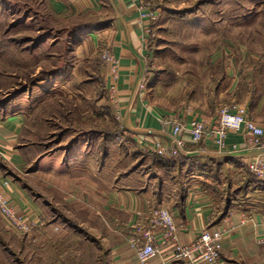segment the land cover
Segmentation results:
<instances>
[{
    "label": "rangeland",
    "instance_id": "1",
    "mask_svg": "<svg viewBox=\"0 0 264 264\" xmlns=\"http://www.w3.org/2000/svg\"><path fill=\"white\" fill-rule=\"evenodd\" d=\"M148 2L157 20L146 40L153 58L144 76V97L160 108L195 106L230 63L237 68L240 55L232 48L224 53L232 39L249 41L250 55L260 58L264 52V0ZM91 20L94 16H54L47 0H0V105L27 116L28 173L36 159L63 153L75 143L79 152H95L97 160L106 154L101 175L109 185L121 170L153 171L154 162L166 166L168 160L137 147L123 133L106 89L100 38L84 27ZM34 177L27 180L33 192ZM244 177L256 178L248 169ZM224 180L230 179L225 175ZM39 183L48 185L42 192L49 204L43 227L29 243L24 235L1 231L0 264L7 258L10 264H109L113 241L104 217L91 208L97 199L88 210L82 194L72 192L74 201L57 194L50 182Z\"/></svg>",
    "mask_w": 264,
    "mask_h": 264
},
{
    "label": "crops",
    "instance_id": "2",
    "mask_svg": "<svg viewBox=\"0 0 264 264\" xmlns=\"http://www.w3.org/2000/svg\"><path fill=\"white\" fill-rule=\"evenodd\" d=\"M47 4L54 16H94L84 27L100 38V51L108 50L119 59L115 114L129 140L137 147H144L157 139L168 138L169 132L158 116L160 113L176 116L178 110L158 107L152 99L141 96L139 90L153 58L146 46V28H151V23L140 19L128 0H47ZM226 45L225 54L232 48L240 55L237 68L230 63L221 77L212 78L201 101L183 109V119L187 122L195 117L209 123L223 105L238 103L264 128V52L260 58L250 55L249 41L232 39ZM212 59L218 62V55ZM108 85L106 73L107 91ZM26 128L27 116L23 111L11 113L0 105V194L17 216L32 222L43 221L49 204L42 194L47 184L39 181L46 180L57 194L74 201L72 192L82 194L79 197L86 203L85 208H97L104 217L113 241L109 264H139L127 239L150 228V213L158 207L172 212L183 244L193 242L203 230L221 233L219 264H264V243L259 242L264 238V180L256 178L262 183L256 184L244 177L251 160H264V137L258 147H250L248 133L228 131V147L223 152H218L208 141L188 144L180 157L171 161V166L154 162V170L149 172L121 170L108 185L101 175L108 164L107 157L102 154L97 160L95 152L76 150L79 145L71 152L67 149L36 159L33 172L28 173L31 149L25 142ZM91 159L97 162L90 163ZM93 166L98 176L91 174ZM32 173L38 183L34 192L27 183ZM225 175L229 182L224 180ZM218 192L223 194L219 195L220 199ZM92 193L98 196L92 198ZM95 198L98 203L91 207ZM224 202L228 203V209L222 214ZM6 230L0 216V232ZM24 236V242H31L32 238ZM168 254L164 250L146 264H187L171 260ZM7 262L10 264L8 258Z\"/></svg>",
    "mask_w": 264,
    "mask_h": 264
},
{
    "label": "built area",
    "instance_id": "3",
    "mask_svg": "<svg viewBox=\"0 0 264 264\" xmlns=\"http://www.w3.org/2000/svg\"><path fill=\"white\" fill-rule=\"evenodd\" d=\"M131 2L140 19L149 23L157 20V11L150 8L148 0H128ZM150 26V25H149ZM146 28L147 34L150 32ZM102 62L108 76V90L111 97L116 92V81L119 74V59L104 50ZM145 78L143 77L139 90L144 95ZM184 110L178 109L176 116L160 113L158 121L169 132V137L157 139L144 146L161 159L176 161L188 144H200L208 141L218 152H223L228 147V131H244L248 133L247 141L250 147H258L259 141L264 137V128L259 126L253 117L245 113L244 107L238 103H231L218 110L216 118L205 123L192 117L184 121ZM234 148V146H233ZM247 169L259 180H264V160L254 159L247 164ZM0 216L10 232L32 237L38 229L43 227V222H32L26 217L17 216L10 203L0 194ZM149 229L143 233L135 234L127 239V244L134 251L139 264H146L150 259L168 251L171 260L184 261L187 264H219L222 250V234L212 233L209 230L201 231L195 240L189 244L180 242L178 227L175 224L172 212L166 207H158L150 213ZM36 241V238H33ZM264 243V238L259 240Z\"/></svg>",
    "mask_w": 264,
    "mask_h": 264
},
{
    "label": "trees",
    "instance_id": "4",
    "mask_svg": "<svg viewBox=\"0 0 264 264\" xmlns=\"http://www.w3.org/2000/svg\"><path fill=\"white\" fill-rule=\"evenodd\" d=\"M77 143H78V142H77ZM74 144H75V143H74ZM74 144H73V146L70 147V150H73V148L77 145V144H76V145H74ZM104 155L106 156V154H104ZM166 164H168V166H171V164H173V163H172L171 161L168 160V161L166 162ZM249 181L252 182V183H256V184H262L260 181L256 180V178L249 179ZM227 204H228V203H225V207H224V209H223L222 214H223L224 212H226V210L228 209Z\"/></svg>",
    "mask_w": 264,
    "mask_h": 264
}]
</instances>
